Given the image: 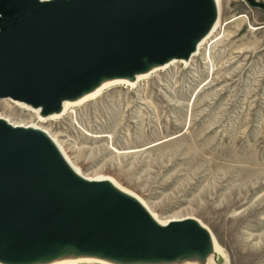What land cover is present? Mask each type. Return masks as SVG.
Segmentation results:
<instances>
[{
	"label": "rangeland",
	"instance_id": "obj_1",
	"mask_svg": "<svg viewBox=\"0 0 264 264\" xmlns=\"http://www.w3.org/2000/svg\"><path fill=\"white\" fill-rule=\"evenodd\" d=\"M219 21L190 64L112 86L39 123L85 174L114 178L160 218L208 226L226 259L212 253L209 262L207 235L206 243L193 235L197 264H264V9L222 0ZM22 107L0 97L5 116L38 122Z\"/></svg>",
	"mask_w": 264,
	"mask_h": 264
},
{
	"label": "water",
	"instance_id": "obj_2",
	"mask_svg": "<svg viewBox=\"0 0 264 264\" xmlns=\"http://www.w3.org/2000/svg\"><path fill=\"white\" fill-rule=\"evenodd\" d=\"M199 16V0H0V97L55 103L96 70L187 53ZM129 224L137 233L125 243L162 252L186 233L207 235L191 221L151 230L131 201L101 183L72 181L41 135L0 121V232L83 227L119 238Z\"/></svg>",
	"mask_w": 264,
	"mask_h": 264
},
{
	"label": "bare ground",
	"instance_id": "obj_3",
	"mask_svg": "<svg viewBox=\"0 0 264 264\" xmlns=\"http://www.w3.org/2000/svg\"><path fill=\"white\" fill-rule=\"evenodd\" d=\"M54 2L60 0H42ZM200 16L198 31L189 39L187 53L171 54L165 59L141 56L140 63L133 67H111L96 70L94 76L81 82L77 87L60 94L55 103L48 101L35 103L8 97L16 103L33 111L38 122L13 121L0 111V121L12 128L27 129L41 135L50 145L58 162L67 176L78 184L101 183L118 197L131 201L146 217L151 230L169 227L173 223L191 221L202 228L208 235V261L215 262L212 255L219 254L225 258L222 248L212 230L201 220L187 217L160 218L147 202L137 194L121 185L110 176H90L71 159L60 140L44 128L39 122L57 119L71 113L80 103L97 98L104 90L116 85L136 86L138 81L148 78L158 70L167 68L178 62L190 64L192 58L200 52L202 46L210 40L220 25V8L222 0H199ZM23 108V107H22ZM137 233L135 224L125 227L119 238L102 237L83 227L57 234L21 235L14 232H0V264H78L79 262H99L108 264H181L198 259V252H192L191 234L186 233L178 238L176 247L169 252L158 251L154 247H143L138 243H125L127 237ZM137 236V235H136ZM126 237V238H125ZM199 240H204L199 237ZM190 253V254H189ZM207 258V257H206ZM226 259V258H225ZM207 260V259H206ZM93 263V264H94ZM193 263V264H194Z\"/></svg>",
	"mask_w": 264,
	"mask_h": 264
}]
</instances>
